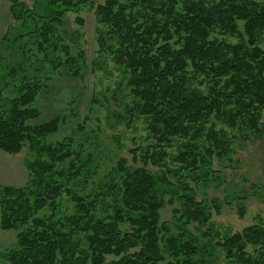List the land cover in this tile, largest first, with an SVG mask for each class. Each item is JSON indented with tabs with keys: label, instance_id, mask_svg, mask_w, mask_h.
<instances>
[{
	"label": "trees",
	"instance_id": "1",
	"mask_svg": "<svg viewBox=\"0 0 264 264\" xmlns=\"http://www.w3.org/2000/svg\"><path fill=\"white\" fill-rule=\"evenodd\" d=\"M7 1L0 150L27 149L28 180L0 185V229L15 232L2 264H264V226L220 235L190 184L217 179L213 161L264 137V0ZM85 8L96 58L109 54L122 81L117 122L144 126L128 157H108L83 123L53 140L64 117L41 120L35 105L43 79L86 66L64 28Z\"/></svg>",
	"mask_w": 264,
	"mask_h": 264
},
{
	"label": "rangeland",
	"instance_id": "2",
	"mask_svg": "<svg viewBox=\"0 0 264 264\" xmlns=\"http://www.w3.org/2000/svg\"><path fill=\"white\" fill-rule=\"evenodd\" d=\"M24 1L30 4L32 0ZM102 2L96 0V3ZM75 16L73 13L66 15L64 28L78 34V44L67 42L72 46L73 55L77 50L85 53L86 66L75 75L59 68L47 80L43 79L42 91L35 105L42 113L41 120L64 117L61 130L52 137L53 140L62 139L72 132V127L83 123L102 138V147L104 144L107 146L108 157H128V149L143 141L144 126L137 123L136 128H129L117 122L116 115L122 113L124 105L123 92L118 86L121 78L109 54L96 58L98 47L93 10L85 8L79 13L82 25L75 23ZM11 25L9 2L0 0V38ZM257 137L249 143L233 146L229 158L213 161L212 169L214 174H218L217 179L205 184L190 181L197 189V198L210 202V221L220 235L232 234L253 224L264 226V137ZM171 152L174 154L175 148ZM27 159L26 148L16 154L0 150V185L25 184L28 180ZM175 205H166L162 209L163 221L170 219ZM14 241L13 230L0 229V255L5 248L12 247ZM219 260L218 264H223V258Z\"/></svg>",
	"mask_w": 264,
	"mask_h": 264
}]
</instances>
